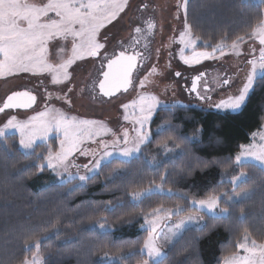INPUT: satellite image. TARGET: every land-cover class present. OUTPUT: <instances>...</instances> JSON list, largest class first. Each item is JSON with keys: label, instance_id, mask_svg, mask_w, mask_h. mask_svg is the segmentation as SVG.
I'll return each instance as SVG.
<instances>
[{"label": "trees", "instance_id": "16d2710c", "mask_svg": "<svg viewBox=\"0 0 264 264\" xmlns=\"http://www.w3.org/2000/svg\"><path fill=\"white\" fill-rule=\"evenodd\" d=\"M262 13L261 1L189 0L187 22L204 51L221 42L231 44ZM263 124L264 74L238 113L194 106L159 110L141 154L128 162H109L84 185L55 183L47 168L41 172L38 167L46 147L24 153L16 136L7 137L0 141V264H22L34 253L28 245L38 239L45 264H139L145 260L140 253L144 218L158 208L177 206L183 209L180 218L196 217L200 224L190 223L175 237L170 233V246L157 264H219L237 251L244 229L251 239L264 242V171L234 163L241 145L249 144ZM162 145L175 154L152 165L149 160ZM213 160L219 163L197 166ZM241 173L245 179L233 189L228 180ZM155 185L165 193L132 198ZM222 194L229 200L223 202L228 213L221 218L191 207L193 200Z\"/></svg>", "mask_w": 264, "mask_h": 264}, {"label": "snow or ice", "instance_id": "6c2138e0", "mask_svg": "<svg viewBox=\"0 0 264 264\" xmlns=\"http://www.w3.org/2000/svg\"><path fill=\"white\" fill-rule=\"evenodd\" d=\"M188 2L189 0H183V4L180 5L185 10V31L180 35V42L184 43L186 47L195 45V39L192 38V25L187 22ZM261 2L264 3V0ZM128 6L129 0H0V77H8L21 72L32 73L33 75L49 73L52 84L58 85L70 79L71 74L68 69L77 60H83L85 57H101L102 60L107 61V70L102 73L104 79L99 81L100 92L109 97L121 90L126 92L129 87L133 86L132 74L137 68L138 58L143 59V54L139 52L128 54L126 51H121L118 56H109L106 51V44L100 40V31L117 20ZM154 27V23L149 21V31ZM249 28L250 30L243 35L236 36L231 41L230 47L235 51L240 44L245 42L246 38L258 40L260 45L259 58L248 61L251 65V71L243 87L238 94L228 96L227 99L215 104L214 107L218 110L230 113L241 111L257 83V69L264 70V13ZM134 31L140 34L143 30L136 27ZM133 40L135 43L139 42L136 37H133ZM60 41H71V55L67 59L62 58L58 64L50 63L48 60L49 44L50 42H57L56 54L62 57L65 45L59 44ZM225 47L228 45L221 42L212 47L211 52H194L191 57H186L181 53V59L185 64L199 63L202 59L213 58L217 51L223 55ZM152 72H156L155 67H153ZM176 75L179 76L180 73L177 72ZM201 76H197L193 80L192 91H196V81L200 80ZM146 79L147 77H145ZM145 80L140 81V87L145 86ZM223 83L228 84L229 80L225 79ZM200 98L205 99V97ZM35 101L36 97L31 91L13 92L7 96L3 106L0 107V113L10 108H29ZM159 103L156 96L140 95L137 100H133L130 104L122 105L125 110L137 104L140 105L141 115L135 121L139 125V128L136 129L137 136L130 147H124L116 153L104 151L101 158L95 161L93 167L99 168L102 160H110L114 155L123 158L121 162H125L139 153L141 151L140 146L148 140L149 135L142 130L151 119L152 113ZM124 119H129V116L126 114ZM32 122L36 123L32 124ZM30 124H32L31 127ZM9 128L19 129L21 135L19 144L25 150L33 148V144L41 132L45 136L50 130L63 132L64 139L61 140L60 151L49 152L48 156L43 158L46 160V164L38 166L41 172L44 171L45 167L54 172L58 168H63L67 172L69 157L74 152L81 151L79 145L85 139H92L94 136L110 131L101 121L80 120L56 109L40 112L31 117L28 122H17L16 117H11L3 127H0V140L6 139V130ZM252 135L253 137L258 135L261 143L258 146L255 144L241 145L242 152L235 157L238 164L248 159L264 164V131L254 132ZM119 142V137L113 141L114 144ZM123 143L129 144L127 130L124 131ZM103 146L105 149L107 148L106 144ZM176 147L179 148L180 146L176 145ZM81 154L86 155L87 152L81 151ZM209 163L214 164L219 163V161L198 162L197 166L203 164V167H208ZM240 175L245 174L241 173ZM79 179L85 181L88 177L80 176ZM239 179V176H234L232 178L233 184L235 185ZM168 191L171 192V189ZM144 194V192H134L131 195L133 199H136ZM246 195L236 193L238 197ZM219 200L220 198L217 196H209L207 200H193L192 204L193 206L199 205L201 209L206 208L209 213H216ZM159 211L161 210L157 209L156 213ZM180 211L183 209L179 206L175 212L169 210L170 214H178ZM219 212L220 214H227L228 208H220ZM214 218H221V216ZM196 219V217L189 216L187 221L181 220L175 225L176 231L179 232L186 223ZM105 224L106 221L100 224V227H105ZM148 225L149 236L144 242L142 251L146 250L149 260H154L161 255V251L155 243V221H148ZM203 227L201 226V228ZM25 244H28L27 240ZM28 247L29 249L34 247L36 252L31 258L25 257L22 264H43V258L39 254L41 240H36L34 244L28 245ZM236 249L237 251L224 255L219 264H264V242L258 243L255 239H251L247 229H244L242 239L236 243ZM240 250L243 251V255L240 254ZM144 264H149V261L146 260Z\"/></svg>", "mask_w": 264, "mask_h": 264}, {"label": "rangeland", "instance_id": "374dc122", "mask_svg": "<svg viewBox=\"0 0 264 264\" xmlns=\"http://www.w3.org/2000/svg\"><path fill=\"white\" fill-rule=\"evenodd\" d=\"M252 1L259 3L261 0ZM182 4L183 0H129V6L125 12L121 13L117 20L101 29L100 40L106 44L107 54L112 56L119 46L126 44L130 40L131 36H129V34L131 33L132 24L136 16H151L153 18L156 27L155 36H153L150 46L148 47L147 61L134 77V84L130 91L110 100L98 98L96 85L99 75L103 72L100 70L101 57H85L83 60H77L68 69L71 74L70 79L58 85L52 84L51 75L49 73L33 75L32 73L21 72L8 77H0V107L8 95L22 89L29 90L34 95L36 94L38 99L36 106L31 110L17 112L9 111L0 115V127H3L11 117H16L17 122H28L31 117L48 109L62 111L68 116L76 117L80 120H96L103 122L110 131L94 136L92 139H85L83 143L79 145V148L81 151L87 152V154L82 155L81 151L74 152L69 157L67 172H65L63 168H58L57 171L54 172L52 169L45 167L54 176L55 183L67 184L76 182L78 185H84L88 179L98 174L102 166L113 160L121 161L123 159L114 155L110 160H102L99 168H94L93 165L95 161L101 158L104 151L116 153L124 147L132 146V142L137 136L136 129L139 128V125L135 121L141 115L140 105L137 104L127 110H125L122 105L130 104L133 100H137L140 95L156 96L160 103L157 105L152 113L151 119L142 130L149 134L148 140L140 146L141 151L135 154L133 158L138 157L144 146L151 140L152 132L150 130V124L159 110L171 106H194L204 110L230 113L218 110L214 106L221 100L227 99L228 96L238 94L239 90L243 87L251 71V65L248 61L259 58V42L258 40H249L246 38L245 42L240 44L239 48L235 51L231 49V44H227L228 47L224 48L223 55H221L220 51H217L213 58L202 59L199 63L193 62L191 64H185L181 59V53L186 57H191L194 52L202 50L199 49L201 43L199 39H196L197 37H195L193 32L192 38L195 39L194 46L186 47L184 43L180 42V36H174L178 32L185 31V10L180 6ZM144 5H147V7H144ZM105 37L106 39H104ZM174 38L177 40V45L172 46ZM58 43L65 45V51L62 53V57L58 56L56 54L57 42H50L48 60L53 64H58L61 62L62 58L67 59L71 55V41H60ZM204 51L211 52L212 47ZM172 52L175 54V57H172ZM153 67L156 69L155 73L152 72ZM174 72H181L187 75L206 74V76L199 80V86H203V88H199L198 90V96L205 97V99L197 102L181 96L178 84L172 76ZM263 74L264 70L258 68L257 78L261 77ZM145 77H147L146 80ZM225 79L229 80L228 84L223 83ZM141 80H145L144 87H140ZM69 89H71V91H69ZM57 97H59V99H57ZM126 114L129 116L127 120L124 119ZM35 123L36 122H32V124ZM32 124L29 126L31 127ZM161 128L164 129V127ZM125 130L128 132V145L123 143ZM261 131H264V124L257 132ZM6 134V138L16 136L19 143L21 135L18 128H9L6 130ZM252 134L250 135V142L247 145L255 144L258 146L261 143L260 137L258 135L253 137ZM118 137L120 138V142L114 144L113 141ZM63 139V132L50 130L46 136L42 132L38 135L32 149L25 150L20 147V144L19 147L22 152L31 153L38 146H44L47 148V153L44 157H47L49 152L56 153L60 151L61 140ZM3 140L4 139L0 141ZM54 144L56 150L52 149ZM105 144L107 145L106 149L103 146ZM241 152L242 148H240L239 152L234 156V163L236 166L253 164L264 171V164L252 159L245 160L238 164L235 161V157L241 154ZM173 154H175V152L172 149L162 145L158 154L149 161L152 165H156L160 160H166ZM43 164H46L45 159H43ZM85 165H87V167H85ZM80 176H86L88 179L81 181L79 179ZM237 176H239L240 179L236 181L235 185L232 182V178L228 180V182L232 184L233 189L245 179V175L241 176L239 174ZM161 189V185L152 186L142 191L145 194L136 199L140 200L152 194L165 193L164 190ZM218 197L220 200L216 213H209L206 208L201 209L199 205L193 206L192 203L191 207L213 217L225 216L226 214H220L219 209L223 208V202L229 199L226 198L225 194ZM207 199L208 198L204 200ZM158 209L161 211L156 213L157 209L153 210L144 218L142 229L146 232L145 240H147L150 231L148 221H155V243L160 248L161 255L154 260H149L146 250L142 251L144 249L143 243L140 253L144 255L145 260L139 264H144L146 260L149 261V264H157L164 258L165 250L170 246V240L173 237L180 231L187 229L190 223H193V225L200 224L198 220L186 223L185 227L177 232L175 225L181 220L187 221V218H180V213L182 211L178 214H170L167 209ZM175 210L176 209H173L171 211L175 212ZM175 218L178 220H175ZM170 233L173 237L169 236ZM33 249L35 253L36 249L34 247ZM39 254L43 258V264H45L46 257L40 253V250ZM240 254H244L242 250H240ZM112 261H116V259L110 258L109 262Z\"/></svg>", "mask_w": 264, "mask_h": 264}, {"label": "flooded vegetation", "instance_id": "af4514ba", "mask_svg": "<svg viewBox=\"0 0 264 264\" xmlns=\"http://www.w3.org/2000/svg\"><path fill=\"white\" fill-rule=\"evenodd\" d=\"M149 21H151V22L154 23L153 18L151 16H147V17H145V16L143 17L142 15L136 16L135 17V20H134V22L132 24L131 33L129 34V36H131L130 40L126 44H124L122 46H119L117 48L115 54H114V55H117V53H119L121 51H126V53H128V54H133L134 52L142 53L143 54V59L138 58V63L140 65V67L138 68V70L141 69L143 67V65L146 63L147 58H148V54H147L148 47L150 46V42L153 39V36H155L154 34H155V28L156 27H154L153 29H151V31H149V29H148V22ZM154 25H155V23H154ZM136 27H140L143 30L142 33H140V34L135 33L134 29ZM181 33L182 32H178L174 36H180ZM133 37H136L139 42L138 43H135L134 40H133ZM174 45H177L176 38H174L173 39V42H172V46H174ZM179 46H180V44H179ZM172 54H173V52H172ZM172 57H175V54H173ZM102 64H103V67H102ZM106 64H107V61L106 60L100 61V70L104 71V68H105V65ZM138 70L136 71L134 77L136 76ZM102 73L99 75L98 82L101 79ZM176 73L177 72L172 73V76L174 77V79L176 80V82L178 84L179 93L181 94V96L186 97L188 100H194V101H197V102H199L200 100H202L198 96V90H199V88H201V89L203 88V86L202 87L199 86V80L196 81V84H197L196 91H192L191 90L192 89L193 80L197 76H201V75L200 74H198V75L197 74H195V75L188 74L187 75V74H183L181 72H178V73H180V75L177 76ZM204 76H206V74H203L201 76V78H203ZM96 87H97V85H96ZM20 91H29V90L22 89ZM97 94H98V92H97ZM35 96L37 98V95L36 94H35ZM98 98H102V97H99V95H98ZM37 101H38V99H37ZM36 104H37V102H36Z\"/></svg>", "mask_w": 264, "mask_h": 264}, {"label": "water", "instance_id": "95a60500", "mask_svg": "<svg viewBox=\"0 0 264 264\" xmlns=\"http://www.w3.org/2000/svg\"><path fill=\"white\" fill-rule=\"evenodd\" d=\"M119 53H120V52H119ZM119 53H117L116 56H118ZM106 65H107V64H106ZM106 65H105L104 71L107 70ZM139 67H140V65H139L138 60H137V68L134 69L133 74H132V81H133V84H134V75H135V73H136V71L138 70ZM103 79H104V77H103V75H101V79H100V80H103ZM132 87H133V86L129 87V89H128L126 92L123 91V90H121L120 92L116 93L114 96H111V97H109V96H104L103 93L100 92V89H99V82H98V84H97L96 89H97V92H98L99 97H102V98H104V99H106V100H110V99L115 98V97H117V96H119V95H121V94H125V93H127L128 91H130V90L132 89ZM32 94H33V93H32ZM33 95H34V94H33ZM34 96H35V95H34ZM35 97H36V96H35ZM5 100H6V99H5ZM5 100H4V102H5ZM4 102H3V103H4ZM36 102H37V98H36V101H35V102L32 104V106L29 107V108H10V109H5V111L2 112V113H0V115L4 114V113H6V112H9V111L16 112V111H28V110H31L32 108H34V107L36 106ZM2 106H3V104L1 105V107H2Z\"/></svg>", "mask_w": 264, "mask_h": 264}]
</instances>
